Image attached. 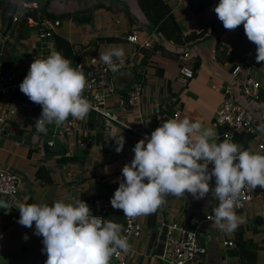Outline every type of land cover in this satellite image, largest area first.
<instances>
[{
    "label": "crops",
    "instance_id": "obj_1",
    "mask_svg": "<svg viewBox=\"0 0 264 264\" xmlns=\"http://www.w3.org/2000/svg\"><path fill=\"white\" fill-rule=\"evenodd\" d=\"M35 2H40V6L27 7L25 11L19 10L21 14L18 13V21L10 28L7 25L10 7L7 9V2L0 5V74L12 70L16 73L18 81L22 82L35 59H45L51 53L57 52L54 39L40 42L36 36V24L42 17L40 12L42 4L48 2V12L55 16L63 14L78 16L80 12L101 4L103 8L94 11L91 23L80 24L72 17L59 20L62 23L61 27L64 21H69L74 26L70 29V38L57 32L55 35L69 41L75 62L79 58L86 60L91 57L100 58L99 53L109 52L119 45L123 46L120 43L103 42L102 39L107 37L119 38L122 40L121 43L131 45L128 53L123 56L130 60L129 65L117 75L118 93L107 103V107L124 123L138 130L152 132L161 125L163 119L172 118L166 110L174 107L171 108L172 111L175 109L179 111L176 119L188 118L192 122H199L204 128H211L216 132L217 143L223 142L225 139L221 137L222 130L215 124L214 117L223 100L222 88L225 83L231 79V74L237 66L243 68L237 78L238 88H241L247 77L255 78L259 75L264 77V62L257 63V46L247 39L243 24L235 30L226 29L222 33L212 32L209 28L204 38L190 42L186 46H178L164 41L157 35L136 0H121L120 4L114 3L115 0H35ZM164 2L169 5L176 20L183 27L184 35L204 31L217 18L214 8L219 4V0H164ZM124 5L129 8L130 13L126 12ZM121 11L124 13L123 17L111 16V13L118 14ZM135 32L139 44L127 42L126 37ZM151 40H154L151 47L142 46ZM217 40L229 49L231 62L223 58L218 59ZM156 45L164 48L168 55L162 51H155ZM141 49L149 53L144 70L146 83L148 81L151 87L145 84L142 98L135 108H129L126 104L121 106L120 99L125 97L124 94H127L131 83L136 80L132 69L140 68L144 60L145 54ZM185 53H189L191 57L186 58ZM177 55L180 56V60ZM198 60L201 61L200 69L197 73L194 72V78L186 84L181 78L182 68L192 69ZM181 63L184 66L181 67ZM261 85L260 99L250 104V110L258 120L257 127L264 124V84ZM22 95L23 93L19 91L6 98L5 106L13 109L15 116L8 126L0 127V169L8 168L14 171L22 182L17 205L0 197V201L5 200L9 206L8 214L0 213V264H45L47 255L42 253L43 237L34 234L35 224L32 228H27L17 223L20 218L19 205L33 203L52 205L55 201L75 204L80 199L89 204L92 200L99 199L108 206L109 215L123 216L118 222L123 225L125 217L123 211L113 209L110 202L99 198L98 190L99 185L105 188L121 181L122 168L125 164H130L134 158L132 149L140 139L119 124L107 122L94 115L96 122L93 127L91 126L90 136L95 143L82 146L80 129H75L72 137L62 143L66 157H72L77 152L84 153L85 164L74 161L65 163L59 160L61 156L48 155L44 152L46 139L37 132L35 126L42 110L36 111L22 106ZM121 135L126 143L123 150L117 153L114 139ZM246 136H237L228 141L242 145L244 150L252 153L264 154V133L256 132L251 138ZM107 149L112 151L107 152ZM41 167L49 172L52 183L45 184L37 177V171ZM214 187L215 178L210 181V189ZM216 199L211 190L200 200L194 199L187 192L184 197L168 196L160 207L157 223L164 219L197 228L199 222L203 221L201 217L214 215ZM237 212L245 214L238 226L245 229L244 239L252 240L259 246L257 264H264V199H255L244 210ZM139 219L143 224V236L129 243L132 250L123 253L124 256L129 264H162L158 259L162 250L158 231L147 226V215L139 216ZM252 221L253 228H250L249 222ZM214 231L224 232L216 225H211L205 232L204 244L208 252L199 264H240L238 258L229 257L231 249L236 246V230L231 233L224 232L221 239L213 234ZM25 236L28 237L27 240L24 239ZM230 242L234 243L232 247L227 245ZM112 259L110 264H114Z\"/></svg>",
    "mask_w": 264,
    "mask_h": 264
},
{
    "label": "clouds",
    "instance_id": "obj_2",
    "mask_svg": "<svg viewBox=\"0 0 264 264\" xmlns=\"http://www.w3.org/2000/svg\"><path fill=\"white\" fill-rule=\"evenodd\" d=\"M214 12L227 30L243 24L247 39L257 46V63L264 62V0H219ZM123 56L121 48H113L100 60L116 72L119 68L113 57ZM87 84L80 67L73 68L72 61L59 52L35 59L19 88L42 107L35 123L37 132L47 134L46 125H62L69 116L86 118L94 108L83 95ZM255 131L264 133V124ZM215 137L213 129L188 118L164 122L150 139L145 136L132 149L134 158L122 168L124 181L110 201L113 209L134 219L155 213L168 196L184 197L187 192L200 200L211 190L219 200L214 209L216 226L234 232L241 223L235 208L242 191L264 188V154L244 150L228 140L217 143ZM114 141L116 152H121L125 138L121 135ZM213 178L215 187L210 189ZM19 212L17 223L27 228L35 224L34 234L43 237L45 264H110L113 256L132 250L127 236L121 235L123 225L94 217L81 199L75 204H20Z\"/></svg>",
    "mask_w": 264,
    "mask_h": 264
},
{
    "label": "built area",
    "instance_id": "obj_3",
    "mask_svg": "<svg viewBox=\"0 0 264 264\" xmlns=\"http://www.w3.org/2000/svg\"><path fill=\"white\" fill-rule=\"evenodd\" d=\"M15 21L18 18L15 17ZM61 21L52 20L48 18L40 19L36 24V36L40 42H47L54 38L57 29L61 27ZM223 27L222 22L216 18L214 26L210 29H217ZM129 43L139 44L136 32L126 37ZM154 40L145 43L144 47H151ZM44 49V48H43ZM186 58H190L189 53H185ZM130 60L115 59L113 63L119 68L118 71L113 72L108 65L98 57H91L89 60L79 58L72 65L73 68L80 67L83 71L88 84L83 93L94 106L88 116L82 120H76L69 116L67 121L62 125L51 124L53 135L51 137L58 138L61 143H64L72 137L75 129L82 131V146L89 143H95L90 136L91 120L95 115L107 122L119 124L121 127L132 131L140 140L147 136L150 139L151 133L144 130H138L124 123L119 116L111 112L107 103L111 101L118 93L116 85V77L119 73L126 70ZM242 66H237L232 72L231 79L225 83L222 88L223 100L220 107L217 109L214 117L215 124L221 128V137L225 140H232L240 135L253 136L256 134L255 129L258 125V120L250 110V104L257 102L260 99L261 83L254 77H247L243 82L241 88H238L237 78L241 74ZM194 71L189 67L182 68L181 78L187 84L194 78ZM22 82L18 81L17 75L14 71L9 70L0 74V127H6L10 124L15 111L5 106L7 97L16 94L20 91L19 85ZM144 85L134 80L125 97L120 99V105H128L129 108H135L144 93ZM21 92V91H20ZM21 105L29 107L33 110H42V107L29 100L27 96L22 95ZM178 110L175 112L173 118L178 116ZM160 113V111H158ZM159 115V114H157ZM147 143V141H146ZM209 164V171L212 169ZM214 179V178H213ZM212 179V180H213ZM21 178L14 171L3 168L0 169V197L11 201L17 205L19 193L21 191ZM255 199H264V188L257 186L255 189L245 188L238 200L236 211H242ZM219 205L218 198L216 199L215 208ZM91 214L94 217L103 218L107 220L109 209L102 200L95 199L88 204ZM214 221V215H207L205 219L199 222V226L195 230L188 229L185 225L175 222L166 221L162 219L157 223L156 231H158L159 239L162 244V250L158 255V259L162 264H199L207 255L208 248L203 240L205 234L200 231V226L204 223ZM121 235L127 236L128 242L138 240L143 236V224L139 217L129 219L124 217L123 232ZM232 247L233 242L227 244ZM115 264H129L127 258L121 253L118 257L113 256Z\"/></svg>",
    "mask_w": 264,
    "mask_h": 264
},
{
    "label": "trees",
    "instance_id": "obj_4",
    "mask_svg": "<svg viewBox=\"0 0 264 264\" xmlns=\"http://www.w3.org/2000/svg\"><path fill=\"white\" fill-rule=\"evenodd\" d=\"M115 1H119V0H115ZM136 1H137V4L140 10L146 17L147 21L149 22L151 28L155 29V31L157 32V35L161 37L164 41L176 44L178 46H186L190 42L197 41L200 38H204L209 28H212L214 26V22H212L206 27L204 31L200 33H192L190 35H184L183 27L176 20V17L173 14L171 8L169 7L168 4L164 2V0H136ZM5 2H7V9H9L10 3L6 0H0V5L2 6L3 4H5ZM38 6H40V2H38L37 5H35L36 8ZM124 6L126 9V12L130 13V11L128 10L129 8L126 5ZM100 8H103V5L98 4V5H95L94 8L92 9L80 12L78 16L76 15L72 16L69 14L55 16L52 13L48 12V2H45L44 4L41 5L40 12L42 14L41 19L48 18L52 20H61V19H67V18L72 17V19L75 20L76 22L80 24H84V23H91L93 16H94V11L99 10ZM82 15H86V16L83 17ZM224 30H226L224 27H219L217 29L216 28L213 29L212 32L222 33ZM53 39L55 42L57 52L61 53L64 58L72 61V65H73L75 61H73L74 56L71 52V45L69 41H67L66 39L58 35H55ZM102 40L103 42H106L108 44H118L122 42L121 39L115 38V37H107ZM155 48H156L155 51H162V53L168 55L165 49L160 47L159 45H156ZM216 50L218 53L217 54L218 59L223 58L225 61L231 62V54L229 53V49L224 47L222 43L220 42V40H217ZM141 52L145 54L142 65L140 68L138 69L133 68L132 70H133V74H134L136 81L142 83L145 86L147 78H146L144 66H147L149 53L143 49H141ZM221 55L223 56L220 57ZM178 59L180 60V56H178ZM182 66H184L183 63H181V67ZM200 66H201V61L199 60L193 64L192 69L194 70L195 73H197V71L200 69ZM125 95L126 94H124V96ZM171 108L174 109V107H170L168 110H166V113L172 115V118H173L177 109H175V111H172L173 109ZM166 121H168V118L163 119L161 121V125ZM95 122H96L95 116H93L91 120L92 127L95 125ZM46 127H47V134L41 133V136H43L44 139H47L53 135V129H52L51 124L46 125ZM242 136L245 137L246 135H242ZM246 137L251 138L253 136L251 135V136H246ZM245 143H247V141H245ZM112 149L110 150L107 149V152L112 151ZM59 160L64 161L65 163L74 161V162H78L84 165L86 162V157L76 156V155L72 157H66L65 154L63 153V155L61 156ZM37 177L40 180H42L45 184L52 183L51 175L43 167L39 168V170L37 171ZM123 181H124V177L122 176V172H121L120 182L115 183L113 185H107L105 186V188H102V186L98 184L100 187V188L98 187L99 188L98 197L104 198L108 202H110L111 198L114 195L115 190L119 187V184ZM159 212H160V208H158V210L155 213L147 215V226L148 227L150 228L157 227V220H158ZM122 219H123V216L119 214L116 215L115 217L111 215H108L107 217V220H112L115 223L120 222ZM186 227L190 230H195V227H188V226ZM244 234H245L244 228H239L236 231V246L234 249H231L229 253V257L238 258L240 264H257V253L259 250V246L256 243H254L252 240H245Z\"/></svg>",
    "mask_w": 264,
    "mask_h": 264
},
{
    "label": "water",
    "instance_id": "obj_5",
    "mask_svg": "<svg viewBox=\"0 0 264 264\" xmlns=\"http://www.w3.org/2000/svg\"><path fill=\"white\" fill-rule=\"evenodd\" d=\"M9 3L10 9L7 18L8 28H10L15 22V17H17L19 10H22L21 8L26 9L27 7L30 8L37 5L35 0H9ZM29 15H33V13H29ZM44 152L48 155L62 156L64 153V149L62 143L58 138L49 137L45 140ZM8 212V204L5 202V200L0 201V213L6 215L8 214Z\"/></svg>",
    "mask_w": 264,
    "mask_h": 264
},
{
    "label": "rangeland",
    "instance_id": "obj_6",
    "mask_svg": "<svg viewBox=\"0 0 264 264\" xmlns=\"http://www.w3.org/2000/svg\"><path fill=\"white\" fill-rule=\"evenodd\" d=\"M114 3L120 4L121 3V0L116 1ZM21 11H25V9H22ZM19 14H21V12ZM111 16L112 17L114 16V18H116V17H123L124 16V13L122 11L119 12L118 14H117V12H115V13H111ZM72 27H74V26L72 24H70L69 21H64L62 27H59L57 29V33H59V34L61 33L64 36L70 38V36H71L70 29ZM120 44H123V46L122 45H119V46H116L115 48H121L123 50V52H124V55L127 54L128 53V49L131 48V45H128L127 43H124V42L123 43L120 42ZM80 48H81V46H80ZM103 54H104V52L99 53V55H103ZM255 78H256V80H258L259 82H261V84H264V77H262V76L259 75L258 77H255ZM149 80L151 81V78ZM146 85L149 86V87H151L150 84H148V81H147ZM76 156H82V157L85 156L86 157V155L84 153H78V152H77ZM128 157H129V155H128ZM128 157L125 156V158H128ZM210 210H213V209L210 208ZM235 212H236V215L239 217V219L241 221L243 219V217H244L243 215H245V214L243 212H237L236 210H235ZM209 215H211V214H209ZM201 218H203L201 220H204L205 219V216H203ZM198 220H200V219H198ZM208 223H204L202 226H200V231L203 234H205V232H207L210 229V226L211 225H216L214 221L211 222V223L210 222H208ZM249 224H250L249 225L250 228H253V221L252 222H249ZM238 229H239V227L236 229V231ZM213 234H215L216 236H218L221 239L222 238V234H224V232L214 231ZM205 241H206V237H205ZM203 242H204V240H203ZM113 259H112V262H113ZM114 264H115V259H114Z\"/></svg>",
    "mask_w": 264,
    "mask_h": 264
}]
</instances>
